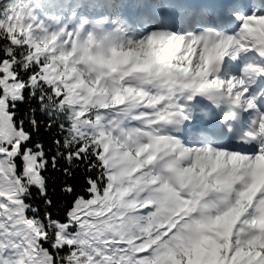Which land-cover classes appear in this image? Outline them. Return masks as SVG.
<instances>
[{
    "label": "snow or ice",
    "instance_id": "snow-or-ice-1",
    "mask_svg": "<svg viewBox=\"0 0 264 264\" xmlns=\"http://www.w3.org/2000/svg\"><path fill=\"white\" fill-rule=\"evenodd\" d=\"M0 264H264V0H0Z\"/></svg>",
    "mask_w": 264,
    "mask_h": 264
}]
</instances>
